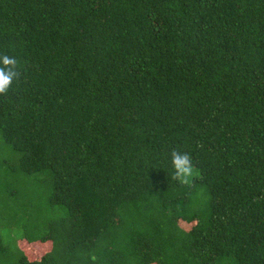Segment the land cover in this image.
Returning a JSON list of instances; mask_svg holds the SVG:
<instances>
[{
	"label": "trees",
	"instance_id": "1",
	"mask_svg": "<svg viewBox=\"0 0 264 264\" xmlns=\"http://www.w3.org/2000/svg\"><path fill=\"white\" fill-rule=\"evenodd\" d=\"M5 54L0 264H264V0H0Z\"/></svg>",
	"mask_w": 264,
	"mask_h": 264
},
{
	"label": "clouds",
	"instance_id": "2",
	"mask_svg": "<svg viewBox=\"0 0 264 264\" xmlns=\"http://www.w3.org/2000/svg\"><path fill=\"white\" fill-rule=\"evenodd\" d=\"M21 75L18 60L9 55H0V95H7L14 81ZM171 164L174 169L173 179L188 183V178L193 175L194 165L189 153L172 151Z\"/></svg>",
	"mask_w": 264,
	"mask_h": 264
},
{
	"label": "rangeland",
	"instance_id": "3",
	"mask_svg": "<svg viewBox=\"0 0 264 264\" xmlns=\"http://www.w3.org/2000/svg\"><path fill=\"white\" fill-rule=\"evenodd\" d=\"M19 204H21L20 206H18V208H16V209H14L15 211H19L22 215H23V217H24V219L26 220V221H31L33 218H35V216L33 215V214H28L27 216L25 215V204H23L24 202H18ZM17 224H15L14 226H13V228H14V232H18L17 234H21V233H23V228L22 227H18V226H16ZM184 225V224H183ZM187 229H189L190 228V225H187V224H185L184 225Z\"/></svg>",
	"mask_w": 264,
	"mask_h": 264
}]
</instances>
